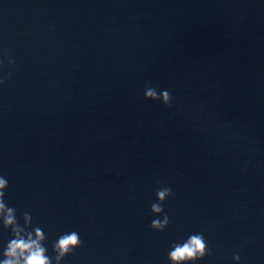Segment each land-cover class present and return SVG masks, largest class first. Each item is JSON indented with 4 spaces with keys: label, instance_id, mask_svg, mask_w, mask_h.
Returning a JSON list of instances; mask_svg holds the SVG:
<instances>
[{
    "label": "water",
    "instance_id": "water-1",
    "mask_svg": "<svg viewBox=\"0 0 264 264\" xmlns=\"http://www.w3.org/2000/svg\"><path fill=\"white\" fill-rule=\"evenodd\" d=\"M0 60L5 203L49 256L76 231L61 264H169L203 233L196 264H264V0H0Z\"/></svg>",
    "mask_w": 264,
    "mask_h": 264
},
{
    "label": "clouds",
    "instance_id": "clouds-1",
    "mask_svg": "<svg viewBox=\"0 0 264 264\" xmlns=\"http://www.w3.org/2000/svg\"><path fill=\"white\" fill-rule=\"evenodd\" d=\"M7 64H14L13 60L5 58ZM5 60H0V67L4 66ZM10 75V74H9ZM0 79V85L4 84ZM144 99L159 101L167 107H171L172 96L167 90H158L151 86V82L145 84ZM8 188L6 178L0 176V225L3 229L10 230L12 238L7 243L0 255V264H61L64 258L81 246L80 235L76 231L61 234L51 247L54 256L48 255L45 246L47 236L41 227L32 228V216L25 212L22 215L23 226L17 220L16 209L5 203V190ZM156 202L151 204V212L157 217L153 219L150 227L158 232H163L170 224V218L164 211V202L173 195L170 187H160L156 190ZM29 229H32L31 231ZM212 255V251L203 233H192L182 242H174L170 245L167 254L169 264H196L205 256ZM240 260L239 255L233 257Z\"/></svg>",
    "mask_w": 264,
    "mask_h": 264
}]
</instances>
